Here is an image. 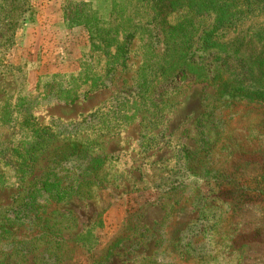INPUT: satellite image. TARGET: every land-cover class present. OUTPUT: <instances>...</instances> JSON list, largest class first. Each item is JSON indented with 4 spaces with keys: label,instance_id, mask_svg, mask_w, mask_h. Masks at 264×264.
Segmentation results:
<instances>
[{
    "label": "rangeland",
    "instance_id": "obj_1",
    "mask_svg": "<svg viewBox=\"0 0 264 264\" xmlns=\"http://www.w3.org/2000/svg\"><path fill=\"white\" fill-rule=\"evenodd\" d=\"M46 1L48 5L51 0H0V118L19 98L34 94L39 76L74 73L88 52V35L78 28L57 34L55 44L61 48L52 52L51 64L31 47L20 48L24 27L42 16L56 20V6L62 22L66 0H52L48 7ZM74 1L101 9L110 2ZM111 1L115 23L125 22L134 32L125 64L107 88L72 105L40 94L30 119L53 141L46 147L41 142V148L30 152L35 156L45 147L30 177L18 186L0 188V216L11 215L30 186L55 181L50 166L62 162L71 146L80 155L74 163L85 165L91 156H100L101 166L79 195L51 206L57 213L50 216L48 242L38 240L20 249L8 246V239L0 243V259L9 255L15 264H95L112 242L121 239L107 264H264V104L227 100L233 85L224 84V79L228 82L231 76L215 72L220 64L217 54L233 72L245 69L246 55L234 63L239 55L230 46L249 32L264 41V6L255 5L248 14L246 0L230 1L231 11L242 19L237 28L228 29L218 24L221 14L212 9L222 1ZM25 8L29 17L21 15ZM170 26L185 29L192 48L186 56L187 70H177L164 83L159 68L177 59L175 45L181 42L170 35ZM124 36L120 30L119 44ZM224 43L231 44L218 52L215 44ZM253 44L254 51L263 45ZM115 52L113 47L111 53ZM141 76H158L150 86L145 83L150 89L147 98L146 93L136 94ZM252 85L245 75L235 86L248 92ZM13 117L6 124L0 119V151L7 152L1 153L0 176H8L11 183L17 180V170L11 171L6 161L14 166L20 159L8 149L22 154L25 145L16 144L30 138L25 115L18 112ZM191 167L195 175L183 174ZM216 174L220 177L213 179ZM180 180L183 184L170 190ZM99 218L100 226L93 229L94 248L86 253L74 239Z\"/></svg>",
    "mask_w": 264,
    "mask_h": 264
},
{
    "label": "trees",
    "instance_id": "obj_2",
    "mask_svg": "<svg viewBox=\"0 0 264 264\" xmlns=\"http://www.w3.org/2000/svg\"><path fill=\"white\" fill-rule=\"evenodd\" d=\"M213 1L215 0H210L211 3ZM216 1L223 2L221 4H213L212 6V9L215 12H220L221 14L218 24L222 27L225 26L228 29L237 28L238 21L242 18H240L235 12L231 11L233 4L229 2L232 0ZM244 4L246 6V13L249 14L253 6H264V0H246ZM107 6H110L109 9H107ZM107 6L106 8L101 9L99 6L94 7L91 2L74 0H66L63 3L61 7V16L65 29L72 30L75 28H81L84 30L89 38L88 52L83 54L80 58L79 68L76 72L62 75L55 74L39 76L34 85V94L28 92L27 99L26 97L19 98L18 103L13 110L4 111L3 118H0L3 124L12 123L14 121L13 115L18 112L25 115L24 122L26 125L28 124L30 138L28 140L24 139L16 144V147L18 148L25 145L22 154L14 147L8 149L9 151H13L17 158L20 159V163L16 162L17 164L14 165L15 169H13L14 166H12L10 160L6 161L7 165H11V171L17 170V180L11 183L8 180V176H0V188H12L15 187V185L18 186L24 182L25 177H30L34 160L39 157L40 154L44 153V148L47 144L49 145L53 141L51 138L46 137V129L31 120L30 110L38 104L37 98L41 93L45 94L46 97H51L57 103L66 106L72 105L80 98H86L100 89L107 88L108 83L112 80L117 68L125 64L127 53L129 51L128 46L134 38V32L130 30L125 22L120 24L115 23L116 20L114 19V16L117 15L112 9L114 6L113 1L110 0V2L107 3ZM20 12H22L21 15L26 13L28 17L31 13L28 8H25L23 11L20 10ZM11 13L12 10L9 11L8 15H11ZM27 20H29V18ZM184 27L187 29L191 28V26L188 25H184ZM169 28L170 30H174L171 26ZM120 30L123 31L125 36L119 44L117 39ZM186 34L187 33L183 28H177L172 32L170 31V35L180 38L181 42H179L178 45H175V49L178 51V53H176L177 59L166 60L164 67L159 68L161 73L160 77L164 80V83L168 81L169 78L172 79L177 70L185 72L188 68V65H185L187 63L186 56L191 51L192 41L190 40V37H186ZM253 43H263V45H261V49L258 48L257 51H254L255 46ZM173 44H176L175 40H173ZM230 44L231 43H224L220 46L215 44V48L218 52L222 53L224 48L228 47ZM113 47L116 48L114 54L111 53ZM230 47L233 49L234 53L239 55L234 57V63H241V59L244 60L243 58H245L248 63L242 64L246 67H244L245 69H242L241 73L243 74L240 75L241 73H235L233 72L234 70L228 68V63L225 65V62L220 60L221 58H219V55L217 54L216 60H218L220 64L215 68V72L217 74H226L228 72L231 79H229L230 81L228 82L224 79V84L233 85L231 88L232 92H229L226 99L248 100L256 102L257 104H264V41L262 42L260 37L254 32H249L241 34L235 41L233 40ZM241 55H246V57L241 58ZM101 63L103 64V67H100ZM156 64L158 66L159 61H157ZM252 66H255L256 72L252 71ZM245 75L248 79L252 80L253 85L249 87L251 90L248 92H239V87L235 85H237L238 82H241ZM156 77L158 76H155L152 80H148L141 76L140 79H142V84L138 82L139 85L136 94L141 97L146 93L145 97L147 98L150 89L144 85L145 83L148 85L151 84L152 81L156 80ZM153 89L154 87H152V90ZM27 119H30L33 124L29 125ZM41 142H43L45 147H42L43 149L38 155L30 156V152L40 147L39 145ZM73 147L74 146H71V151L69 153L61 156L62 158L60 160H62V162H57L55 165L50 166V168L53 169V171H50V174H53L55 181L49 182L46 180L30 186L26 191L23 200L12 209L10 213L11 215L7 217L0 216V243L9 239V242L7 243L8 246H19L18 248H20L38 240L48 242L52 238L49 220L50 216L57 212L56 210L54 211L50 209L51 206L63 202L68 198H72L75 195H79L78 193H80L81 188L87 187L83 186L84 183L96 177L95 175L102 163V158L100 156H91L85 165L79 162L74 163L73 160L77 159L80 155H77V151ZM1 153L7 154L6 149L0 151V158L2 159ZM68 161H71L72 165H70ZM25 162L28 163L26 168H24L26 166ZM61 167L64 168L61 169ZM193 169V167L187 168L184 170L183 174L188 173V175H195L196 172H194ZM54 172H56L58 176L54 174ZM212 177L213 179H218L220 175L216 174ZM65 178L67 179V182H65ZM180 181L181 182H178L177 186L172 184L170 190L181 186L183 182L182 180ZM38 197H45V199L40 201ZM100 224L101 219L99 218L92 225L76 235L74 244L77 245L80 250L89 253L94 248V241H96L93 229L99 227ZM84 232L85 234H83ZM120 240L121 239H117L112 242L106 249L105 256L100 257L95 264H107L113 250L118 247ZM0 264L15 263L10 259L9 255H5L0 259Z\"/></svg>",
    "mask_w": 264,
    "mask_h": 264
},
{
    "label": "crops",
    "instance_id": "obj_3",
    "mask_svg": "<svg viewBox=\"0 0 264 264\" xmlns=\"http://www.w3.org/2000/svg\"><path fill=\"white\" fill-rule=\"evenodd\" d=\"M52 1V0H51ZM51 1H47L45 6L48 7L51 5ZM57 6L54 8L56 20H52L50 18H46V16L40 17L38 22L34 24H27L23 30V39L22 43L20 44V48H29L35 51L36 55H40V58H43L47 64H51L54 61V56L52 52L54 50L59 49L60 46H57L55 43H59L57 39V34L65 33L69 30H66L64 27L63 22L59 21L57 18ZM81 30V28H78ZM73 30V29H72Z\"/></svg>",
    "mask_w": 264,
    "mask_h": 264
}]
</instances>
